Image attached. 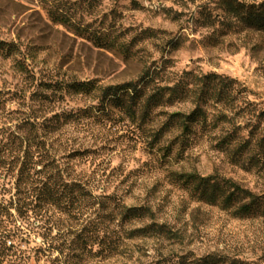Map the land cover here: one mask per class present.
I'll return each mask as SVG.
<instances>
[{
    "label": "rangeland",
    "instance_id": "374dc122",
    "mask_svg": "<svg viewBox=\"0 0 264 264\" xmlns=\"http://www.w3.org/2000/svg\"><path fill=\"white\" fill-rule=\"evenodd\" d=\"M236 2L243 6L241 18L225 12L222 0H0V41L19 49L0 55V127L14 125L30 109L49 117L96 104L92 97L52 91L61 84H122L149 66L163 67L159 85L200 89L205 75L232 81L221 87L220 102L204 105L206 120L192 126L186 144L177 126L161 128L171 114L193 109L189 99L156 109L145 124L115 116L69 126L55 137L59 155L84 151L61 162L96 200L112 197L125 207L151 210L140 221L108 226L124 240L120 254L105 264H149L184 254L264 264L262 209L234 218L197 203L172 178L216 174L264 195V28L246 19L264 14V0ZM34 93L49 100L34 102ZM18 225L28 235L23 254L0 255V264H46L32 256L40 238L28 223ZM147 227L145 235L131 233ZM159 227L161 233L153 232Z\"/></svg>",
    "mask_w": 264,
    "mask_h": 264
},
{
    "label": "trees",
    "instance_id": "16d2710c",
    "mask_svg": "<svg viewBox=\"0 0 264 264\" xmlns=\"http://www.w3.org/2000/svg\"><path fill=\"white\" fill-rule=\"evenodd\" d=\"M222 4L224 11L234 18L243 16V6L236 0H222ZM246 19L253 26L264 28L263 13H248ZM18 52L14 44L0 41L1 56L8 58ZM162 70L161 66L144 67L136 79L106 87L96 86L93 81L61 84L52 91H59L64 96L92 97L96 104L77 111L53 113L49 117L40 116L30 109L21 112L14 125L4 124L0 127L2 257L21 258L19 255L23 253L20 247L28 236L24 228L18 225L23 222L28 223L31 228L28 231L32 230L41 240L40 245L32 250L36 263L44 259L46 264H105L120 254L124 239L114 229L109 230L108 226L140 221L151 214V210L125 207L112 197H106L107 202L100 201L99 197L96 200L86 183L72 178L73 171L61 162L82 156L84 151L59 155L53 143L55 137L63 134L67 127L81 122L101 124L116 116L133 124H145L155 115L156 109L189 99L194 105L193 109L187 114H171L161 128L162 131L177 126L186 138L182 139L181 144H186L192 126L206 120L204 105L211 99L220 102L221 87L232 81L216 75H205L199 79L202 82L200 89L179 82L159 85L157 76ZM45 88L49 90L52 86ZM31 97L41 104L49 100L45 94L34 93ZM172 178L197 203L229 211L234 218H246L259 209L264 211V195H255L231 179L216 174L201 176L196 173L176 174ZM95 206L93 217L88 216V210ZM150 229L142 228L131 233L145 235L144 232H150ZM160 229L153 232L161 233ZM149 264L241 263L237 259L230 260L214 254L198 258L184 254L162 257Z\"/></svg>",
    "mask_w": 264,
    "mask_h": 264
}]
</instances>
